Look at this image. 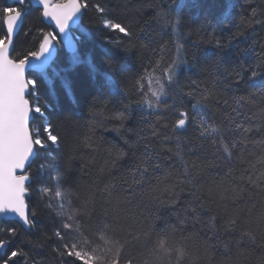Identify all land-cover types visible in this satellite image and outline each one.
<instances>
[{"label": "trees", "instance_id": "16d2710c", "mask_svg": "<svg viewBox=\"0 0 264 264\" xmlns=\"http://www.w3.org/2000/svg\"><path fill=\"white\" fill-rule=\"evenodd\" d=\"M80 1L82 5L87 3L89 6L83 8L82 19L75 32L77 52L70 55L57 43V55L48 70L41 74H28V80L35 82L31 86L29 101L32 108H41V113L33 112L30 130L32 136L40 138L45 145L35 146L36 155L29 171L31 190L30 194H26V203L30 208L35 206L38 213L34 220L36 228L24 230L15 221L0 215V240L6 241L5 253L0 257L7 259L15 250L22 254L13 258L10 264H61L57 252L61 241L54 233L59 231L62 221L69 222L67 217L71 215L74 227L79 228L74 242L85 250L83 241L91 239L93 246L102 250L112 248L114 254L118 249L121 264L128 257L133 258V264H175L160 246L164 237L145 235L144 232L153 223V217L158 230L166 224L175 225L183 229L176 237L175 246L179 247L185 243L193 244L192 239L180 240L181 235H203L207 231L206 221L197 222L192 209L187 207L186 201L191 200L188 190L191 186L179 182L184 179L183 161L189 162V168L195 161L193 171L198 175L199 183L204 185L201 198H207L208 188H214V177L219 181L218 170L206 166L213 159L211 153L215 149L208 141L199 138L198 124L193 125L185 132L189 145H182L184 152L181 160L176 155L174 140L162 141V135H153L154 127L159 134L163 124L175 117L162 104L156 110L150 109L148 104L151 102L155 108L157 101L153 93H159L162 84L165 91L173 87L168 84L166 69L183 55L188 63L179 67V89L187 93L191 81L196 80L203 90L210 86L214 77L219 76L221 96L228 100L231 107L225 112L226 106L222 102L219 106L213 104L211 113L220 122L228 113L236 116L232 112V108H236L240 112L236 117L238 122L244 127L249 126L245 117L251 122L253 130L249 137L260 140L257 126L264 110V91L258 89L264 77L251 80L249 72H244L243 79H232L215 67V61L220 56L229 68L237 70L241 61L246 66L256 63V52L264 44V26L261 23L249 26L248 18L252 10L257 9L255 19L264 21V15L260 14L264 0ZM97 5L105 11H98ZM5 7L14 5L0 0V38L6 33L3 24ZM158 12L165 14L162 19L157 17ZM166 20L176 24L175 33L165 25ZM108 23L130 27L135 36L130 39L107 27ZM50 31L42 22L41 11L27 3L11 58L18 62L28 53L38 51L43 36ZM237 32L243 35H235ZM210 34L228 47L220 49L214 44L203 43L201 37L207 39ZM253 40L257 42L254 48L249 47ZM178 45H184L187 53L184 48L178 52ZM75 56L79 59L74 64ZM249 93L253 95L249 96ZM242 96L248 99L234 102ZM183 98L187 109L191 110L196 101ZM161 99L164 100L163 95ZM167 103L173 104V100L169 98ZM126 106H130L127 111ZM175 108H181L179 102L175 103ZM119 112H125L127 118L123 121L113 119ZM157 115L163 118L161 122L157 121ZM49 124L53 126V134L60 138L58 145L47 140L44 128ZM200 145L203 148H199ZM145 148L153 153L152 163L161 167L155 171L149 169L142 185L129 187L133 184V177H139L135 165ZM236 154L241 155L239 151ZM243 155L251 162L257 159L246 153ZM69 161L68 183L63 185L67 194L64 199L52 198L56 182L51 177L56 173L47 165L54 162L63 169ZM41 165L46 167L41 168ZM237 165L248 168L247 163L240 161ZM109 184L112 185L111 195L104 191L105 185ZM243 186L246 189L241 201L245 207L243 215L247 217L250 214L255 218L260 211L259 200H247V189L252 186L246 180ZM44 188L52 191L46 193ZM85 201L87 206L81 208ZM58 204L64 205L63 213ZM252 204L256 207L252 208ZM250 227L257 232V243L249 245L246 240L241 242L252 251V255L241 264H261L264 251L259 247V230L254 223ZM10 228L17 229L14 237L6 231ZM134 238H138V242ZM125 239L132 244L125 245ZM37 244L40 246L37 247ZM172 244V240H165L164 247ZM224 259V256L214 253L211 261L202 260L198 264H222ZM234 261L235 257L233 264ZM0 264H3L2 260Z\"/></svg>", "mask_w": 264, "mask_h": 264}, {"label": "snow or ice", "instance_id": "6c2138e0", "mask_svg": "<svg viewBox=\"0 0 264 264\" xmlns=\"http://www.w3.org/2000/svg\"><path fill=\"white\" fill-rule=\"evenodd\" d=\"M15 2L21 6L25 4V0H15ZM39 2L43 5V17H50L54 20L59 33L65 34L66 38L67 33L65 29L70 19L80 12L82 7L86 9L89 6L87 3L81 5L77 3V0H69L68 3H56L54 6L50 4V0H39ZM157 7L159 6L157 5ZM260 7L262 9L260 14L264 15V4ZM97 9L101 13L105 11L99 5H97ZM22 11V7L3 8L4 23L7 31L0 38V214L14 213L28 229H35L34 220L38 213L35 206L30 208L29 204L26 203V194H30L31 190V185L26 184V182L30 180L29 171L31 170V165L29 161L30 157L34 155V146L44 147L45 145L40 138H34L30 131V113L33 111L41 113V108L39 106H36L34 109L31 108L29 99L25 98L29 85L35 83L31 80L26 81L25 68L29 63L28 57L38 60L39 57L49 50L56 37L52 33H48L43 37V43L39 45V51L28 53L25 58L19 59L18 62L11 59L10 48L13 44L14 32L20 27V21L23 18ZM164 15L162 12L157 13V17L161 19ZM256 16L257 9H253L251 17L248 18L249 26L252 23H261L264 26V21L255 19ZM165 25L170 26L175 33V23H170L166 20ZM106 26L123 33L124 36L130 39L135 36L130 27H125L120 23H108ZM235 35L239 36L243 35V33L237 32ZM201 40L206 44H214L220 49L228 47V44L223 43L218 37L211 34L207 39L201 37ZM256 43L253 40L249 47L254 48ZM181 48L185 49L186 54L187 48L184 45H178L177 51L179 52ZM256 58L254 65L250 64L246 66L241 61L239 70H237L236 68H229L223 63V58L218 56L215 61V67L218 70H222L223 73H227V76L232 79H243V73L249 72V78L257 80L264 77V44L260 45L259 51L256 52ZM78 59L79 57L75 56L73 63H77ZM193 59H195L194 55ZM186 63L188 61L183 58V55L180 59L172 62V65L166 71L168 72V84L173 87L169 91H165V85L162 84L160 92L153 93L157 101L155 108H153L151 102H149L148 107L156 110L162 104L163 108L171 112L175 117L168 123L163 124L161 133L159 134L154 127L153 135L158 137L162 135V141L174 140L176 155L181 160H183L184 147L189 145L185 132L193 125L198 124L196 130L199 138L208 141L215 149L211 153L213 159L208 161L206 166L218 170L219 181L214 177V188H208L207 198H201L204 185L199 183L198 175L193 171L196 168L195 161L192 162V168H189L188 161H183L184 179L179 182L184 186H191L188 189L191 194V200L186 201L187 207L192 209L197 222L206 221L205 227L207 231L203 235L199 233H191L187 237L181 235L180 240L192 239L193 244L190 246L185 243L176 247L177 233H182L183 229H178L175 225L166 224L164 228L158 230L154 224L156 218L153 217V223L147 226L144 234H155L158 237L163 236L164 239L160 241V246L163 248L166 256L170 260L175 261V264H198L202 260L211 261L214 253L225 257L222 264H233V257H235L234 264H241L243 260L252 255V251L242 245L241 242L246 240L249 245L257 243V232L250 227L253 223L256 224L259 230L258 234L261 240L259 247L264 251V187H261L264 184V110L261 111L260 124L257 126V131L261 133L260 140L249 137V133L253 130L251 122L248 121L247 117H245V121L249 123L248 127H244L242 123L238 122L236 117L240 115V112L236 108H232V112H235L236 116L228 113L223 121L217 122L210 111L211 105L216 104L219 106L222 102L226 106L225 112L231 107L228 104V100L222 98L218 88L220 77H214L210 86L203 90L200 89V84L196 80H192L189 91L183 93L182 89H179L178 70L181 64ZM33 67L44 70L47 67V61L42 64H35ZM228 86L231 87V84ZM258 90L264 91V80L261 81ZM162 95L164 97L163 101L161 99ZM252 95V93H249V96ZM183 97H189L196 101L191 105V110L187 109ZM169 98L173 100V104L167 103V99ZM246 99L248 97L242 96L234 102L241 103ZM176 102H179L181 108L184 110L175 108ZM128 107L130 106H126L125 111L128 110ZM126 118L125 112H119L113 116V119L121 121ZM156 119L158 122H161L163 118L157 115ZM53 131V126L50 124L44 128V132L47 133V140L53 145H58L60 138L53 134ZM125 143L127 144L128 141H125ZM199 148H203V145H200ZM237 151L241 155H237ZM245 153L248 156H256L255 162L246 160L243 155ZM119 155H123V153L119 152ZM152 158L153 153L145 148V152L135 165L139 177L134 176L133 184L129 185V187L142 185V181L145 180L149 169L155 171L161 167L160 164H153ZM237 161L247 163L248 168L243 169L238 167ZM257 164H259V168H257ZM26 165H28L27 168ZM44 167L46 166L41 165V168ZM47 167L52 168L56 173L55 176L51 177L56 182L52 198L64 199L67 190L63 188V185L68 183L67 171L70 168V161L65 164L63 169L58 167L54 162L47 165ZM18 169L20 170V174H17ZM224 169H227V171H224ZM203 170L201 169V171ZM237 171L239 172V176H237ZM249 171L251 174H248ZM245 180L248 185L252 186L247 189V200L258 199L260 203V211L255 218L250 214L247 217L243 215L245 207L241 205V201L244 200V193L246 191L243 186ZM111 188L112 185H105L104 191H107L111 195ZM193 188L195 191H192ZM43 191L47 193L51 192L52 189L44 188ZM214 193L218 195H214ZM247 200H245V204ZM87 203L85 201L81 205V208L86 207ZM49 207H51V204H49ZM58 207L63 213L64 205L58 204ZM251 207L255 208L256 205L252 204ZM201 213L204 215L202 216ZM67 219L69 222L62 221L59 225V231L54 233L61 241L57 245L61 264H121L120 251L118 249L113 254L112 248H104L102 250L99 246L94 247L93 241L88 239L83 241L87 248L85 250L84 247L74 242L76 235L79 234V228L74 227L71 222L73 219L71 215H68ZM6 231L13 237L17 234L16 228H10ZM134 239L138 242V238ZM169 239L173 241V244L165 248L164 242ZM115 243L119 244L120 241H116ZM123 243L125 245L132 244V242L126 239ZM36 246L39 247L40 245L37 244ZM4 247H6V241L0 240V248ZM21 254L13 250L7 259L0 257V260L3 261V264H10L13 258ZM124 264H133V258H126ZM261 264H264V255L261 256Z\"/></svg>", "mask_w": 264, "mask_h": 264}, {"label": "water", "instance_id": "95a60500", "mask_svg": "<svg viewBox=\"0 0 264 264\" xmlns=\"http://www.w3.org/2000/svg\"><path fill=\"white\" fill-rule=\"evenodd\" d=\"M7 1L11 5H14V6L18 5L15 2V0H7ZM28 1H29V4L32 7L41 10L42 22L44 24H46L51 29L50 33H52L56 37V39L53 40L52 45L49 47V50L47 52H45L41 57H39L38 60L33 59L31 57H28L29 63L26 65V68H25V79H26V81H29L28 80V74H30V73L41 74V73H43V72L48 70V68L51 66L52 62L56 58V55H57V43H59L64 48L65 52L70 54V55H73V54H75L77 52V41H76L77 37L75 35V32L78 30V27L80 25V22H81V19H82V15H83V7H82L81 11L76 13L70 19V21L68 22V25H67V27L65 29V32L67 33V38H66L65 34L59 33V29L56 27L54 20H52L50 17H47V18L43 17V5L39 2V0H28ZM68 2H69V0H66L64 3H68ZM77 3L82 5L80 0H77ZM50 4L54 6L56 4L55 0H50ZM19 6H21V5H19ZM24 14H25V9L22 11V17L23 18H24ZM23 18L20 21V27L17 28V30L14 32V35H13V44H12V46L10 48V58H11V54H12V51H13L15 38H16V36H17L18 32L20 31L21 26H22ZM3 24H4V29H5V32H6L7 29H6V25H5L4 21H3ZM47 34H45V35H47ZM69 41H70V43H69ZM41 43H43V39H42ZM38 51H39V48H38ZM45 61H47V67L44 70H41L40 68H34L33 67V65L42 64ZM30 92H31V85H29L28 89L26 90V93H25V98L26 99H29ZM30 107L32 108L31 103H30ZM32 118H33V112L30 113L29 126L31 124ZM35 155H36V150H35V146H34V155L32 157H30V161H29L30 165H32L33 160L35 158ZM27 167H28V165H26V168ZM17 174H20V170L19 169L17 170ZM26 184H30V180L28 182H26ZM0 215L3 218H5V219L15 221L24 230H28L27 226L24 225L23 222L20 221L19 217H17L14 213H7V214H0ZM4 253H5V247L4 248H0V255L3 256Z\"/></svg>", "mask_w": 264, "mask_h": 264}, {"label": "flooded vegetation", "instance_id": "af4514ba", "mask_svg": "<svg viewBox=\"0 0 264 264\" xmlns=\"http://www.w3.org/2000/svg\"><path fill=\"white\" fill-rule=\"evenodd\" d=\"M55 2H56V0H55ZM27 3H29V1L25 0V4L23 6L15 5L14 7H22V9L24 10Z\"/></svg>", "mask_w": 264, "mask_h": 264}, {"label": "rangeland", "instance_id": "374dc122", "mask_svg": "<svg viewBox=\"0 0 264 264\" xmlns=\"http://www.w3.org/2000/svg\"><path fill=\"white\" fill-rule=\"evenodd\" d=\"M66 0H56V3H64ZM53 35V34H52ZM32 86V85H31ZM35 108V107H34ZM33 108V109H34ZM34 112V111H33Z\"/></svg>", "mask_w": 264, "mask_h": 264}]
</instances>
